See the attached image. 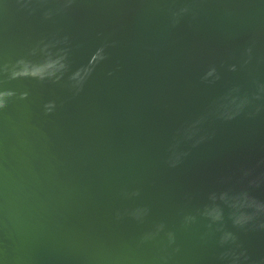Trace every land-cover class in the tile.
Returning a JSON list of instances; mask_svg holds the SVG:
<instances>
[{
  "label": "water",
  "instance_id": "1",
  "mask_svg": "<svg viewBox=\"0 0 264 264\" xmlns=\"http://www.w3.org/2000/svg\"><path fill=\"white\" fill-rule=\"evenodd\" d=\"M62 4L0 0V65L39 59L29 53L42 43L67 49L69 64L56 83L0 75V86L29 93L0 110V264H165L162 255L166 264H216L215 237L201 239L206 221L184 228L181 218L223 178L239 187L242 168L264 170V107L254 118L207 116L200 134L212 138L182 141L189 155L176 168L166 159L180 130L228 89L250 94L264 83V0H73L55 11ZM185 4L194 15L173 26L169 9ZM253 39V60L240 68ZM101 45L106 59L76 93L70 73ZM212 65L220 79L209 83L201 77ZM49 100L56 107L45 114ZM251 193L264 200V185ZM142 206L143 223L127 215ZM160 222L176 233L179 252L163 250V233L138 244ZM239 238L264 256V231Z\"/></svg>",
  "mask_w": 264,
  "mask_h": 264
},
{
  "label": "clouds",
  "instance_id": "2",
  "mask_svg": "<svg viewBox=\"0 0 264 264\" xmlns=\"http://www.w3.org/2000/svg\"><path fill=\"white\" fill-rule=\"evenodd\" d=\"M72 2L73 0H63L61 7L55 11H62L70 7ZM169 12L173 26L185 14L192 13L194 15L193 9L187 4L176 9H169ZM43 15L45 18H50L53 15V10L48 9L44 11ZM64 40L67 41V37H64ZM52 47V44L42 43L38 48L31 49L29 57L36 56L39 52V59L20 57L14 62L0 65V75L3 76L5 82L19 79L51 81L52 83L60 81L69 69L68 50L59 48L52 51ZM105 47V45L99 46L92 53L87 64L70 73L68 77L71 82L70 86L76 93L82 90L85 81L92 74L95 66L106 59ZM254 48V39L242 48L239 61L240 68H244L253 60ZM237 68L236 63L227 65V70L230 72L237 71ZM201 79L214 83L220 79V73L217 71L216 66L212 65L204 72ZM28 95L27 91L17 93L15 89L0 86V110L6 109L14 97L25 100ZM260 100H264V83L257 82L255 91L250 94L241 93L239 86L228 89L223 96L213 101L206 116H200L180 130L178 138L174 139L168 149L166 159L168 167H178L189 155L187 151L180 149L182 141H191L192 147H196L205 140L212 138L213 133L200 134V125L207 116L222 121L234 120L241 114L254 118L260 112L261 107H264V105L255 103ZM55 107V101L49 100L43 105V110L45 114H49L54 111ZM258 167L264 168V161L259 162ZM237 183L240 185L239 187L232 184L231 177L223 178L221 184L225 186L209 191L203 204L193 211L183 214L181 224L184 228H188L197 223L199 219L206 221L208 231L201 239L203 240L209 236L215 237L218 249L216 264H264V256L253 257L239 238V232L241 231H264V200L256 198L251 193V189L264 185V170L256 172L254 168H242ZM124 195L136 197L140 195V192L137 189L130 193L125 192ZM148 213V207L142 206L130 210L127 215L137 222L143 223ZM115 215L119 219L122 214L117 211ZM161 233L164 234L166 240V243L162 245L163 250L166 252L168 248H171L172 252H179L180 247L176 244V233L167 230L163 222L155 224L152 230L142 233L138 244L143 245L156 240ZM159 259L166 264L168 256L162 255Z\"/></svg>",
  "mask_w": 264,
  "mask_h": 264
}]
</instances>
